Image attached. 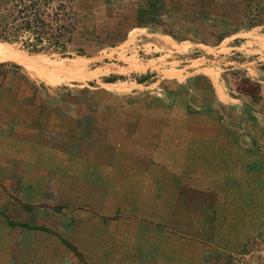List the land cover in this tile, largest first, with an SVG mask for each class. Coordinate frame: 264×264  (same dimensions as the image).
<instances>
[{
  "label": "rangeland",
  "instance_id": "1",
  "mask_svg": "<svg viewBox=\"0 0 264 264\" xmlns=\"http://www.w3.org/2000/svg\"><path fill=\"white\" fill-rule=\"evenodd\" d=\"M69 5L68 54L0 46L12 264H264V0Z\"/></svg>",
  "mask_w": 264,
  "mask_h": 264
},
{
  "label": "trees",
  "instance_id": "2",
  "mask_svg": "<svg viewBox=\"0 0 264 264\" xmlns=\"http://www.w3.org/2000/svg\"><path fill=\"white\" fill-rule=\"evenodd\" d=\"M75 1L77 0H13L9 9L12 20L0 29V43L5 42L0 46L13 50L4 44L20 43L31 54H40L46 50H54L61 55L68 54L74 20L68 5ZM56 3L58 6L54 8ZM26 34L29 38L21 40ZM6 65L7 63L1 64V67Z\"/></svg>",
  "mask_w": 264,
  "mask_h": 264
},
{
  "label": "crops",
  "instance_id": "3",
  "mask_svg": "<svg viewBox=\"0 0 264 264\" xmlns=\"http://www.w3.org/2000/svg\"><path fill=\"white\" fill-rule=\"evenodd\" d=\"M218 93L221 96L222 92L219 87H218ZM221 98L224 99V97ZM16 140L14 139V141ZM4 161L6 162L1 163L0 168H3L5 164L8 167V169H12L13 167H20L19 166L20 163H18L17 160L15 161L17 162L15 166L13 165L14 162H11L12 160H4ZM0 180H2L1 175H0ZM13 183H14L13 180L9 181L8 187L13 185ZM13 198L14 197L11 196L10 191H7L4 188L3 184H0V212L5 211L7 216L13 215L14 211L17 210L14 206L15 203ZM10 230L13 231L12 228L6 229L5 227H3L2 223L0 222V264H2L3 262V257H6L9 260V261L4 260L3 264H12L11 261L12 258L21 260L22 255L24 256L25 252H27V249L29 248V245L25 247L26 243H24L23 245V242L21 240H18L17 235L14 237H12V235L9 236V233H11ZM15 250H17V252H15ZM22 262L25 264L27 260L26 261L23 260Z\"/></svg>",
  "mask_w": 264,
  "mask_h": 264
},
{
  "label": "bare ground",
  "instance_id": "4",
  "mask_svg": "<svg viewBox=\"0 0 264 264\" xmlns=\"http://www.w3.org/2000/svg\"><path fill=\"white\" fill-rule=\"evenodd\" d=\"M7 59V56L0 50V60H5Z\"/></svg>",
  "mask_w": 264,
  "mask_h": 264
}]
</instances>
